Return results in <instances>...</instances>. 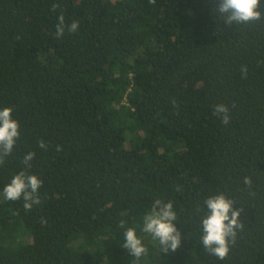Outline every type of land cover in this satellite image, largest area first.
Masks as SVG:
<instances>
[{"label":"trees","instance_id":"1","mask_svg":"<svg viewBox=\"0 0 264 264\" xmlns=\"http://www.w3.org/2000/svg\"><path fill=\"white\" fill-rule=\"evenodd\" d=\"M219 2L0 0V109L20 132L0 165V264H132L121 220L140 264H264V19L229 26ZM61 14L79 28L58 38ZM22 170L43 182L30 211L3 196ZM219 193L243 209L224 260L201 240ZM156 199L174 252L142 231Z\"/></svg>","mask_w":264,"mask_h":264},{"label":"clouds","instance_id":"2","mask_svg":"<svg viewBox=\"0 0 264 264\" xmlns=\"http://www.w3.org/2000/svg\"><path fill=\"white\" fill-rule=\"evenodd\" d=\"M155 3V0H150ZM260 0H220L217 11L225 17V24L231 26L233 23L245 24L264 19V13L258 11ZM59 5H53V10ZM78 21H72L70 25L65 24V18L61 14L56 25V36L63 37L65 30L69 33L77 32ZM247 67H241V73L247 76ZM229 109L226 105L219 104L214 106V115L221 118L222 123L230 121ZM19 123L12 117V109L4 107L0 109V165H3L5 158L9 156L14 145L19 138ZM40 148H46L43 140L39 141ZM61 146L57 145V151H61ZM35 153L29 152L25 155L23 163L31 167V160ZM42 181L34 174L20 171L14 175L10 183L4 186L3 196L6 200L15 201L21 197L24 200V209L30 211L33 205H39L41 199L38 190L42 186ZM245 185H251L250 177L244 178ZM234 201L227 198L223 193L210 196L206 199L207 215L202 219V246L208 254L216 256L219 260L227 258L230 251V243H235L237 230L244 227L240 219L243 209L233 207ZM199 210V209H198ZM177 215L173 210L171 201L163 202L156 199L152 208L143 217L142 231L150 234L153 240H158L160 251L164 253L176 251L181 244V233L176 228L174 221ZM42 223L45 221L42 219ZM119 227L124 229L125 242L122 247L127 249L134 261L132 264H140L141 257H146L148 249L137 236L133 227L125 228V221L119 222Z\"/></svg>","mask_w":264,"mask_h":264}]
</instances>
